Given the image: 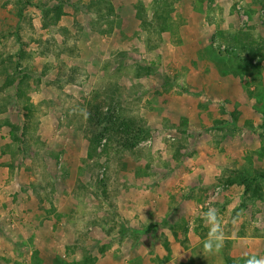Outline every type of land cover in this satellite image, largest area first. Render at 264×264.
<instances>
[{"label": "rangeland", "instance_id": "374dc122", "mask_svg": "<svg viewBox=\"0 0 264 264\" xmlns=\"http://www.w3.org/2000/svg\"><path fill=\"white\" fill-rule=\"evenodd\" d=\"M95 1L0 0V264L264 257V0ZM98 103L151 136L89 158Z\"/></svg>", "mask_w": 264, "mask_h": 264}, {"label": "trees", "instance_id": "16d2710c", "mask_svg": "<svg viewBox=\"0 0 264 264\" xmlns=\"http://www.w3.org/2000/svg\"><path fill=\"white\" fill-rule=\"evenodd\" d=\"M95 7L102 12L104 8L106 12H116L115 0H96ZM26 9V7H24ZM110 111L105 110L101 104L92 105L89 113L86 114L85 139L88 144L89 158L98 157L99 148L105 143H114L119 145L120 149L130 150L139 145L143 140L149 138L150 131L146 128H137L127 117L119 116L113 106H109ZM107 146L104 144L103 149ZM247 194V192H246ZM246 200V197L243 201ZM229 206L231 204L228 203Z\"/></svg>", "mask_w": 264, "mask_h": 264}, {"label": "clouds", "instance_id": "9594fccd", "mask_svg": "<svg viewBox=\"0 0 264 264\" xmlns=\"http://www.w3.org/2000/svg\"><path fill=\"white\" fill-rule=\"evenodd\" d=\"M200 219L209 227L207 237L202 241L203 253L205 255L220 253L224 247L225 232L218 210L214 207H209L206 212L201 214ZM245 256L247 258L244 260V264H264V257H257L254 253H246Z\"/></svg>", "mask_w": 264, "mask_h": 264}]
</instances>
